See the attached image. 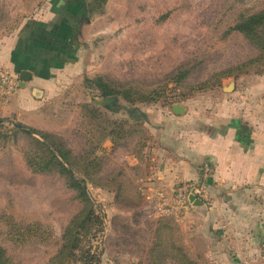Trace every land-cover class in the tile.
<instances>
[{"label":"rangeland","instance_id":"obj_1","mask_svg":"<svg viewBox=\"0 0 264 264\" xmlns=\"http://www.w3.org/2000/svg\"><path fill=\"white\" fill-rule=\"evenodd\" d=\"M62 1L4 3L0 56L26 17L31 21L39 15L51 30ZM77 3L89 11L75 37L83 69L56 82L45 105L53 130L46 132L73 162L66 167L84 180L88 199L69 185L67 173L30 165L47 158L37 152L34 138L48 147L49 140L0 117V247L5 255L13 264H222L218 246H225L223 264H264V240L231 244L222 232L215 234L223 245L215 244L218 255L212 257L210 240L185 227L199 205L190 196L178 199L176 182L143 185L135 177L139 171L124 158L143 156L147 141L154 140L140 116L138 122L131 119L129 108L141 115V109L169 111L176 103L188 109L193 128L227 117L244 121L241 128L260 140L264 152V57L256 42L234 29L240 19L261 10L264 0ZM0 68L9 70L1 62ZM229 83L233 88L224 90ZM100 85L111 94L103 96ZM105 97H114L112 106L98 103ZM186 181L208 186L205 179ZM251 189L249 200L262 204L257 188ZM160 190L164 198L147 197ZM210 199L207 191L202 204L210 206ZM89 208L97 218L84 222L66 252V228ZM253 230L246 225L247 235Z\"/></svg>","mask_w":264,"mask_h":264},{"label":"crops","instance_id":"obj_2","mask_svg":"<svg viewBox=\"0 0 264 264\" xmlns=\"http://www.w3.org/2000/svg\"><path fill=\"white\" fill-rule=\"evenodd\" d=\"M77 1H62L60 10L54 14L51 30L40 22L39 15L31 21L26 17L7 40L0 62L17 75L20 70H29L32 77L22 86L18 79L16 90L5 101L0 100L1 118L42 131L53 130L45 107L47 100L55 93L56 82L61 78L70 79L83 69L75 37L79 20L85 18L86 10L80 8ZM9 2L13 0H0V12L1 9L7 11L3 4ZM141 112L143 123L154 140L147 141L143 156L124 155L128 164L139 171L136 180L143 185L170 187L179 180L206 178L205 167L209 165L211 172L206 183L212 204L195 206V214L186 221L185 227L210 240L212 257L219 253L222 264L229 249L218 246L216 253L215 244L223 245V242L215 239V234L222 232L225 241L229 238L227 243L231 244L244 243L245 238L248 242L262 243L264 152L260 140L241 128L244 121L227 117L218 123L211 120L201 128H193L189 125L191 118L186 107L181 115L164 109H141ZM250 188H257L262 204L249 200ZM246 214L249 217L245 219ZM246 225L254 228L252 234L247 235ZM242 249L238 251L245 255Z\"/></svg>","mask_w":264,"mask_h":264},{"label":"trees","instance_id":"obj_3","mask_svg":"<svg viewBox=\"0 0 264 264\" xmlns=\"http://www.w3.org/2000/svg\"><path fill=\"white\" fill-rule=\"evenodd\" d=\"M85 10L88 13V6ZM234 29L243 33L245 36L250 38L253 42H256L259 47V53L261 57L262 54H264V7L246 17H243L240 19L234 26ZM100 90L103 96H109L111 94V90H107L105 87L100 85ZM128 112L130 113L131 119L135 122L140 121L139 114L137 113V110L134 108H129ZM141 118L144 119V115L141 114ZM21 125V124H20ZM21 127L26 128L29 131H32L38 135H40L45 140H49L52 138V134L46 131H42L33 127L21 125ZM36 144L38 145L37 152L41 154V156H46L47 158L42 157L41 162L39 163H31L30 165L32 167H38L39 170H49L52 168H57L60 171L67 173L68 175V183L72 187H74L76 190L80 191L81 195L88 199L86 195V191L84 187L82 186L83 179H76L74 176L70 173V170L66 167L69 165H73V162H71L68 158L67 153L61 148V146L52 140H49L50 146H46L44 142H42L39 139L34 138ZM85 178H89V176H85ZM88 215L85 213H82V215L76 216L74 220L70 222L68 227L66 228L65 235H64V249L66 252L72 250V247L75 246L74 242L78 240V236L81 234V232L84 229V222L87 220H90L92 218H97V216H94V211L89 208ZM61 253V251H60ZM0 264H13L12 261L5 255V252L2 247H0Z\"/></svg>","mask_w":264,"mask_h":264},{"label":"built area","instance_id":"obj_4","mask_svg":"<svg viewBox=\"0 0 264 264\" xmlns=\"http://www.w3.org/2000/svg\"><path fill=\"white\" fill-rule=\"evenodd\" d=\"M18 87V75L13 73L10 70H6L4 68H0V94L3 96L5 100L16 90ZM211 172V167L207 165L205 167V176ZM207 177L204 178L205 181ZM175 187L173 188L174 194L178 199L188 198L189 196H194L200 200H203L207 194V188L205 182L198 183L195 181H186L180 180L175 183ZM148 193V192H147ZM157 194L159 198H164L165 191L160 190L158 192H150L147 194V197L152 200V196ZM204 201V200H203ZM151 206V205H149Z\"/></svg>","mask_w":264,"mask_h":264},{"label":"water","instance_id":"obj_5","mask_svg":"<svg viewBox=\"0 0 264 264\" xmlns=\"http://www.w3.org/2000/svg\"><path fill=\"white\" fill-rule=\"evenodd\" d=\"M32 77V73L29 70H20L18 72V79L19 85L22 86L25 82L29 81ZM233 88V84L229 83L228 85L224 86V90H229ZM114 101V97H105L102 100H99L98 103L103 106H112V102ZM172 112L177 115H181L185 112V107L181 104H172L171 106ZM17 126L21 127L20 124L15 123ZM190 200L193 202L194 205H202V200L195 198L194 196H190Z\"/></svg>","mask_w":264,"mask_h":264}]
</instances>
